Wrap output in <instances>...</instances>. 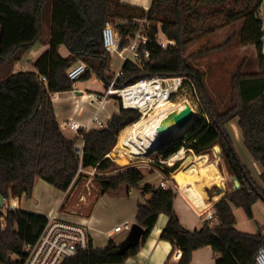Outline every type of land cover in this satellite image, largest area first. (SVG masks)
Listing matches in <instances>:
<instances>
[{"label": "trees", "instance_id": "16d2710c", "mask_svg": "<svg viewBox=\"0 0 264 264\" xmlns=\"http://www.w3.org/2000/svg\"><path fill=\"white\" fill-rule=\"evenodd\" d=\"M263 0H152L143 8L121 0H0V196L3 199L32 197L36 179L53 188L66 191L80 176V169L95 170L93 180L100 194L118 190L125 185L150 195L138 203L134 223L143 228L139 240L123 247L109 240L104 247L90 246L61 264H123L135 256L152 230L159 214L168 215L160 238L181 251L176 264H190L195 250L210 246L215 264H254L258 248L264 245L263 234L239 231L233 207L242 208L252 218V206L264 203V53L260 6ZM50 4L47 47L34 60V71L12 72L14 64L43 35L42 18L45 5ZM121 36V45L135 32L139 20L149 25L148 41L141 46L140 62L126 60L115 88L136 84L152 78H181V86L193 88L202 117L186 134L179 136L159 151L161 160L179 148L202 154L215 145L221 149L226 169L235 176L239 187L225 193L215 204L216 221H204L194 230L185 228L173 208L175 191L143 183L146 175L135 166H118L108 154L119 133L135 123L140 113L123 108L119 98L118 111L102 129H80L77 138L66 137L56 120L51 96L73 90L74 81L67 69L75 62L86 64L80 79L94 74L104 86L112 80L110 55L103 47L101 31L107 20ZM241 21L217 49L227 47L235 38L242 45H253L257 70H244L245 58L237 64L230 77L229 106L220 110L205 83V74L184 55L188 44L209 36L217 30ZM173 41L161 47L156 35ZM65 46L66 56L59 53ZM148 52L145 58L143 50ZM46 79L45 82L40 80ZM236 119L242 143L261 171L259 186L250 169L235 152L231 129ZM235 155V156H234ZM237 157L238 162L235 160ZM238 163L241 164L239 168ZM161 172L169 175L179 162L171 166L156 162ZM47 217L21 209H8L5 226L0 227V264H22L25 244L35 242ZM164 264H170L168 262Z\"/></svg>", "mask_w": 264, "mask_h": 264}, {"label": "crops", "instance_id": "0c3cea01", "mask_svg": "<svg viewBox=\"0 0 264 264\" xmlns=\"http://www.w3.org/2000/svg\"><path fill=\"white\" fill-rule=\"evenodd\" d=\"M121 2L147 10L152 0H121ZM263 3L264 0L261 5ZM262 31L264 33L263 24ZM262 40V52L264 53V36ZM47 41L48 35H42L41 41L29 48L21 59L14 64L12 72L25 71L27 66L33 64V59L47 47ZM63 47L65 46L59 47V53L62 56H66L68 50L65 53ZM90 90L91 89L87 86L82 89L76 87L74 84L73 90L57 92L51 96L56 120L62 133L68 138H75L78 136L77 132L73 131L68 126L67 123L69 120L78 122L81 125H86L97 112L96 104L90 103L86 96L88 92H93ZM108 103L109 100L98 110V117L105 124L112 114L118 111V107H115V105L108 108ZM234 137L235 142H238L239 139L236 135ZM206 155L210 160L209 169L213 170L217 175V178L211 180L209 183H206L204 179L180 183L176 179L175 174L195 156V154L190 153L189 150H186L182 159L174 161V163L179 162V167L169 175H164L161 172V166L154 163L151 167V174L154 175L152 176L153 180L147 181V183L158 186L161 181L167 180V186L175 191L173 208L181 224L189 230L199 228L205 221L204 218L207 211H213L214 204L225 193L235 189L232 176L229 175L224 160H222L220 147L219 152H214V150L211 149L206 152ZM108 156L113 161L115 160L110 153ZM155 162L171 166L166 163L165 160H161L157 157L155 158ZM245 165H247L249 169H251V166L257 171V175L252 176V178L259 186H263L259 178L261 169L258 168L259 166L257 167L258 164L253 161L251 156L250 163ZM220 172L224 175L222 179ZM94 174V169H82L80 171V177L75 179L66 191L57 190L38 178L34 183L32 197L25 198V196L22 195L20 198H10L8 205L14 210L21 209L44 216L57 215L84 224L89 231L91 242L94 247H104L109 240L117 244L122 243L126 241L128 233L125 232L124 228L118 232L115 231L114 228L124 223L130 224L134 222L137 204L149 199L150 195H141L139 190L136 189H130L127 193L125 185H122L116 191H111L106 194H100L98 190L95 189L97 192L91 199V204L89 205V196L91 192H89V187L87 185L88 177L85 176ZM84 187H86L87 193ZM259 202L262 201L259 200L252 206V218L246 216L249 227L245 228L239 227V224H242V226H246L247 224L243 222L241 217V219L238 218L236 210L233 207V214L236 219L235 227L239 231L264 235V218H262V216L260 217V214L257 213ZM85 207H87V209H84ZM261 210L264 211V203ZM167 221L168 215L164 213L159 214L155 225L144 243L140 246L137 254L128 258L123 264H164L166 262L176 264L181 257V251L172 246L169 241L160 238L162 229L165 227ZM190 264H215V257L211 247L205 246L195 250L192 254Z\"/></svg>", "mask_w": 264, "mask_h": 264}, {"label": "rangeland", "instance_id": "374dc122", "mask_svg": "<svg viewBox=\"0 0 264 264\" xmlns=\"http://www.w3.org/2000/svg\"><path fill=\"white\" fill-rule=\"evenodd\" d=\"M260 17L261 19H263L262 24H263V29H264V3L260 6ZM49 21H50V4L47 3L44 7L43 18H42V28H43L44 36L49 35ZM240 27H241V21L227 25L217 30L216 32H214L213 34L209 36L203 37L199 40H196L188 44L184 51V55L190 58V63L193 66H195L198 70H200L201 72H204L205 74L204 80L208 88V91L212 95L215 104L218 106L220 110H225L230 104L229 103L230 77L233 71L235 70L237 64L239 63V61L242 58H245L244 70L246 71H256L258 68L257 61H256V54L254 51L255 49L253 45H242L239 42L238 38H235L232 41V43L228 45L227 47H224L222 49L216 48L218 45L222 44L226 40V38H228L233 32L239 30ZM158 38L161 41L165 39V37L161 34L158 36ZM63 48L66 53L67 51L66 47H63ZM35 59H33V62ZM120 64H121L120 59L116 55L110 56V72L111 73L116 72ZM34 70L35 69H34L33 64H30L25 69V71H34ZM174 79L179 80V82L177 84L176 90L169 92L168 100L176 102V101H181L183 99H187L190 102V105L193 107V111H195L194 112L195 115H194V120L190 123L187 129L184 130L179 135L172 137L170 139L171 142L177 139L179 136L186 134L189 131V129L193 125H195L199 121V119L202 117V114L200 113L199 102L197 101L193 88L189 85L182 87L181 78H174ZM168 83L169 81L166 83L165 86H163L162 84L161 85L162 87L166 88ZM74 84L76 87H80L82 89H84V87L87 86L89 87V89H91L90 91H93V92L101 93V92H104L105 90L102 81L98 79L94 74H92L87 79H79L75 81ZM116 98H117L116 95L110 96L109 103L107 105L108 108H111V106L113 105H115V107H118V101L116 100ZM141 116H142V112L140 113V117ZM227 127L228 129L229 128L231 129L230 132L232 135L235 152L237 153L239 159L241 160L243 164H249L250 154L242 143L240 132L236 126V119L232 120L227 125ZM233 135L234 136L236 135V137L239 139L238 142L237 141L235 142V137ZM117 140H118V137H117ZM152 144H153V147L157 149L155 150L152 157L150 158L151 159L150 162H145V161L133 162L131 160L124 159L121 156L115 155L112 152L115 150L116 145L112 149L110 155L115 159L114 162L118 166H135L141 169L143 172L152 171L151 167L153 166L154 163H156L155 158L156 157L159 158L158 155H159V151L161 150L160 148H158V144L156 142L152 141ZM76 146L80 147V142L77 137H76ZM222 160H223V157H222ZM258 166L259 165H257V167ZM250 168H251L250 171H251L252 176H256L257 171L251 166ZM152 176L154 175L151 173L147 174L145 179L143 180V183L147 181H152L153 180ZM220 176H222L221 179L224 178V175L221 172H220ZM85 177H88L87 185L89 187V192H91L89 196V205H90L91 199L95 196L97 192L95 190L97 189V186H96L95 181L93 180V175L85 176ZM84 190L87 193L86 187H84ZM4 202L6 205H8L9 199H5ZM258 204H259V208H258L257 213L260 214V217L262 216V218H264V211L261 210L263 203L259 202ZM234 208L236 210V215L238 216V218L241 217L243 222L247 224L246 226L244 225L242 226V224H239V227H242V228L249 227L248 221H247L248 219L246 217L244 210L242 208H237V207H234ZM84 209H87V207H85ZM240 219H239V223H240ZM133 223L134 222L130 223V227ZM130 227L128 229H125V232L129 233ZM126 244H127V241H124L122 243V246L124 247Z\"/></svg>", "mask_w": 264, "mask_h": 264}, {"label": "built area", "instance_id": "2783aa9c", "mask_svg": "<svg viewBox=\"0 0 264 264\" xmlns=\"http://www.w3.org/2000/svg\"><path fill=\"white\" fill-rule=\"evenodd\" d=\"M148 29L149 25L145 19L139 20L135 32L128 38V42L125 45H121V36L114 27V22L112 20H107L104 24V27L101 31L103 47L108 52V54L116 55L120 59V66L116 72H112V80L107 85L104 86V92H88L87 98L90 103H95L97 107V112L92 116L90 122L86 125H81L78 122L69 120L68 126L75 132H78L80 129L85 131L96 128L102 129L106 126L98 117V110L103 106V104L109 100L111 95H116L120 99L121 105L123 108H128L124 104L123 97L120 96V91L123 88H115V80L121 76L122 70L121 65L126 60H131L133 62H140L142 55L140 52L141 46L145 45L148 41ZM156 35V41L161 47H166L172 45L173 41L169 39H164L163 41L159 40ZM143 55L145 58L148 57V52L144 49ZM86 64L82 61L75 62L67 69V76L71 81H77L85 73ZM158 80L163 86L166 85L171 79H162V78H152L146 79L144 81ZM40 80L45 82L46 79L41 77ZM143 81V80H141ZM140 82V81H139ZM138 83V82H137ZM136 83V84H137ZM132 86V85H131ZM169 96V95H168ZM136 109L140 113L141 111ZM81 152V147H79L78 153ZM81 171V169L79 170ZM158 187L162 189L169 188L167 186V180L160 182ZM8 209H11L9 205L2 201L0 206V227L4 228L6 212ZM47 217V222L42 228L35 242L32 244H25L24 258L22 264H61L65 259L70 258L77 254L81 250L87 249L91 244V237L87 227L84 224L68 220L64 217L57 215H49ZM206 221H209V224H213L216 221V217L213 211H207L205 214ZM130 224L124 223L121 226H116L115 231H120L122 228L128 229ZM264 239V238H263ZM254 264H264V245H261L256 253Z\"/></svg>", "mask_w": 264, "mask_h": 264}, {"label": "bare ground", "instance_id": "6f19581e", "mask_svg": "<svg viewBox=\"0 0 264 264\" xmlns=\"http://www.w3.org/2000/svg\"><path fill=\"white\" fill-rule=\"evenodd\" d=\"M171 80L166 88L155 79L140 81L120 91L125 106L139 109L142 116L120 132L112 153L133 162H150L157 149L153 147L152 141L159 144L160 140L169 133L180 131L174 122V115L191 105L187 99L176 102L168 100L169 92L176 90L179 82L177 79ZM186 150L185 147L179 148L165 159L166 163L172 165L174 161L182 159ZM212 150L219 152V146L215 145ZM209 164L210 160L206 153L195 154L193 159L175 174V177L180 183L201 179L209 183L217 178L216 173L209 169Z\"/></svg>", "mask_w": 264, "mask_h": 264}, {"label": "water", "instance_id": "95a60500", "mask_svg": "<svg viewBox=\"0 0 264 264\" xmlns=\"http://www.w3.org/2000/svg\"><path fill=\"white\" fill-rule=\"evenodd\" d=\"M193 120H194V111L193 108L189 105L186 108L182 109L180 112L176 113L174 115V122L176 126L180 129V131L177 133L171 132L169 133L168 136L162 138L158 144V148L161 149L163 147H166L168 144H170L171 143L170 139L172 137L179 135L184 130H186ZM166 131H169V129H166ZM235 160L238 162L237 157H235ZM238 166L240 169H242L241 164L238 163ZM232 180L234 182L235 188H238L239 182L237 181L236 177L232 176ZM2 201L3 198L0 196V206L2 205ZM142 233H143V228L137 223H133L130 227V231L128 233L126 241L129 243L136 242L137 240H139Z\"/></svg>", "mask_w": 264, "mask_h": 264}]
</instances>
